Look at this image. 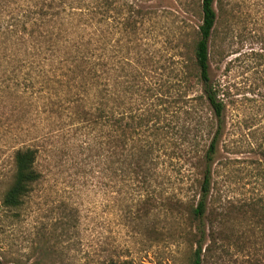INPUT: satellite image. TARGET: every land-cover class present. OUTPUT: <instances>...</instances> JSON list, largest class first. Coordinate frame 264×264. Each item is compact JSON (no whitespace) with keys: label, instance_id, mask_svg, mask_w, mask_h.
<instances>
[{"label":"rangeland","instance_id":"rangeland-1","mask_svg":"<svg viewBox=\"0 0 264 264\" xmlns=\"http://www.w3.org/2000/svg\"><path fill=\"white\" fill-rule=\"evenodd\" d=\"M140 2L153 14L131 36L134 43L121 34L116 38L122 40L123 63L141 71L135 109L147 116L156 102L166 101L168 114L161 113L159 121L168 125L160 140L165 162L152 166L145 182L133 179L120 133L115 138L109 127L89 124L87 108L78 107L67 88L38 79L24 82V72L15 79L1 70L0 264L190 262L195 248L186 237L189 205L199 197L197 158L209 144L212 118L203 102L188 101L201 95V86L192 81L187 90L185 80L202 0ZM215 9L211 77L221 85L227 107L211 207L231 218L218 225L210 215L218 240L204 264H264V224L254 222L260 218L255 213L240 212L249 204L264 206V0H217ZM125 74L119 81H126ZM199 123L192 142L186 131ZM28 147L39 150L41 179L22 207H6L15 153Z\"/></svg>","mask_w":264,"mask_h":264},{"label":"trees","instance_id":"trees-1","mask_svg":"<svg viewBox=\"0 0 264 264\" xmlns=\"http://www.w3.org/2000/svg\"><path fill=\"white\" fill-rule=\"evenodd\" d=\"M216 2L202 0V23L185 77L187 90H191L192 81L201 86V95L188 101L203 102L212 115L209 144L199 159L194 156L201 179L197 181L199 197L195 204L189 205L191 228L186 237L195 249L188 264H204L207 251L218 240V234L213 235L210 229L214 227L210 215L214 214L218 225H225L231 218L227 211L215 214L211 207L213 166L225 132L227 107L221 85L211 77L212 40L219 19ZM141 4L140 0H0V71L10 72L15 79L24 72V82L38 79L41 83L52 81L67 88L78 107L87 108L84 114L89 124L100 129L109 127L115 138L120 133V143L128 152L124 160L126 172L133 179L138 177L145 182L152 178V166L165 162L162 158L167 156L160 140L167 137L168 125H160L159 121L161 113L168 114V107L166 101L156 102L155 111L147 116L135 109V97L142 93L141 71L128 60L123 63L119 57L122 40L116 38L121 34L123 40L134 43L131 36L153 14L150 6L145 9ZM111 42L110 67L106 69ZM120 62L127 68L120 67ZM122 72L126 73L123 82L119 81ZM125 104L129 106L126 114L121 113ZM188 114L187 121L191 122L193 113L189 110ZM199 126L200 123L186 131L188 136H193L192 142L198 139ZM196 146L200 147V143ZM38 154L39 150L31 147L16 151L13 181L3 198L6 207H22L40 181L41 173L36 168ZM258 204L246 205L240 212L252 216L255 213V219L260 218L253 221L264 224V206Z\"/></svg>","mask_w":264,"mask_h":264}]
</instances>
